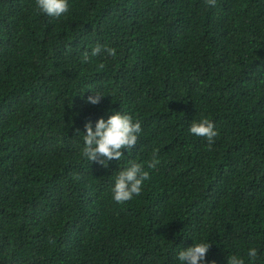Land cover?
<instances>
[{"label": "trees", "instance_id": "trees-1", "mask_svg": "<svg viewBox=\"0 0 264 264\" xmlns=\"http://www.w3.org/2000/svg\"><path fill=\"white\" fill-rule=\"evenodd\" d=\"M113 110L145 124L128 159L160 161L123 204L76 134ZM201 241L264 264V0H0V264H178Z\"/></svg>", "mask_w": 264, "mask_h": 264}, {"label": "clouds", "instance_id": "clouds-1", "mask_svg": "<svg viewBox=\"0 0 264 264\" xmlns=\"http://www.w3.org/2000/svg\"><path fill=\"white\" fill-rule=\"evenodd\" d=\"M35 3L40 12L53 18H61L70 10V0H35ZM210 3H214V0H210ZM102 51L110 56L116 55L114 48L102 47L99 44L92 49L91 55L97 56ZM83 59L84 62L88 61L87 52ZM103 97L104 95L95 92L94 95L87 97L86 102L98 105ZM109 114L107 119L101 117L95 123L89 121L85 124L86 131L77 130L76 134H83L81 156L85 160L92 164H100L106 169L112 166L109 173L112 199L116 203L123 204L145 193L159 171L160 161L155 153L148 162L128 159V155L135 152L143 142L145 124L123 110H113ZM188 131L210 148L218 135L214 122L207 118L194 120L189 124ZM121 158L126 159L125 164L117 162ZM210 247V241L195 242L186 249H180L175 260L178 264H208L207 253ZM246 256L248 264H257L259 250L256 247H249ZM211 264H216V261H211ZM221 264H247V261L239 254H229Z\"/></svg>", "mask_w": 264, "mask_h": 264}]
</instances>
